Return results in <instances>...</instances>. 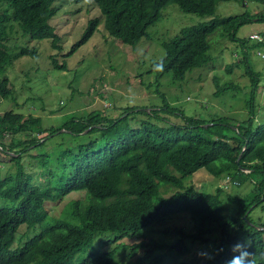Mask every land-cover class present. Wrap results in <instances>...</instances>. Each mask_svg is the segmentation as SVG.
Here are the masks:
<instances>
[{"label":"trees","instance_id":"1","mask_svg":"<svg viewBox=\"0 0 264 264\" xmlns=\"http://www.w3.org/2000/svg\"><path fill=\"white\" fill-rule=\"evenodd\" d=\"M5 1L9 10L0 11L2 98L14 93L5 76V65H10L12 58L4 49L14 23L29 40H50L52 48L61 49L51 24L57 12L54 0ZM92 1L100 15L88 19L64 57L91 39L100 24L110 36L134 47L147 37V29L170 4L200 16L212 15L220 1H240L246 8L253 4V10L182 28L179 35L160 44L164 54L154 62L159 72H170L173 80L183 81L187 73L210 63V36L234 43L241 57L227 71L233 66L240 68L249 80L243 87L248 88L246 115L243 119L189 115L171 106L164 94L160 96L162 104L150 112L128 107L111 117L92 110L49 128L38 120L29 123L23 114L4 112L0 116V159L11 161L13 166L4 173L0 168V264H114V255L122 245L117 242L123 236H142L146 228L182 212L193 219L196 230L188 234L177 230L180 237L167 246L171 254L178 258L185 255L187 238L206 242L209 238L205 236L215 234L214 254L204 264H226L236 254L231 251L235 243L246 246L253 264H264V221L254 223L249 218L250 210L264 203V120L260 119L264 100L258 101L261 73L249 64L250 50L264 48V31L260 33L262 40L252 43L250 38L237 36L246 24L264 23V0ZM19 53L35 56L36 47H21ZM50 59L54 69H65L54 56ZM214 82V96L241 88L231 81ZM136 113L142 118L130 116ZM8 134L13 136L5 141ZM57 134L62 137L56 147L29 153L31 147L45 146ZM23 153L24 159L31 160L29 165L23 164ZM199 169L218 178L230 175L237 180L242 175L252 182L246 195L226 196L238 203L234 214L223 211V187L211 193L184 185V178ZM161 188L174 190L160 198ZM77 192L82 197L71 199L59 216L50 215L46 208L49 201H62ZM22 225L27 231L14 247ZM107 234H115V238L102 247L116 245L107 249L95 246V237ZM139 247L148 249L138 264H160L161 256L153 254L162 245L136 244L129 256Z\"/></svg>","mask_w":264,"mask_h":264},{"label":"rangeland","instance_id":"2","mask_svg":"<svg viewBox=\"0 0 264 264\" xmlns=\"http://www.w3.org/2000/svg\"><path fill=\"white\" fill-rule=\"evenodd\" d=\"M57 12L51 20L55 31L60 38L61 49L52 48L50 40H29L14 23L4 49L12 58L10 65H5V76L13 85L14 93L11 97H0V116L4 112L12 111L23 114L29 123H37L45 128L56 127L70 116H85L89 111L97 110L111 117L122 112L125 108L134 111L144 110L150 112L162 104L161 94L169 101L171 106H177L186 114L201 116L202 118L227 117L243 119L245 114V100L249 83L244 72L233 66L231 72L227 67L241 57L240 48L221 39L217 35L210 36L212 44L211 61L207 66L193 69L186 74L183 81L173 80L172 74L159 72L154 62L163 57L164 50L160 44L174 36L187 26L208 22L215 17L237 15L244 10H253L251 3L248 8L240 1H220L212 15L200 16L193 13H184L175 4L166 6L159 19L147 29V37L141 38L136 46L123 44L104 30L102 24L85 44L74 53L64 57L70 46L75 43L83 33L88 19L100 15L99 9L92 0H54ZM9 10L5 0H0V11ZM256 10V8H255ZM264 31V23H249L242 26L237 33L238 37L249 38L252 32ZM250 43L253 41L251 39ZM36 47L35 56L20 55L21 47ZM50 56H54L65 69H54ZM249 64L261 73V95L258 101L263 103L264 90V48L255 47L249 52ZM219 84L234 82L238 90H227L214 96L215 82ZM246 115V114H245ZM134 119H141L143 115L130 114ZM264 120V111L260 115ZM62 130V129H61ZM5 141L11 139V134ZM17 137V136H15ZM14 137V138H15ZM20 137H23L20 135ZM62 135L57 134L45 146L31 147L29 153H41L56 147ZM22 162L30 164V159ZM13 163L0 159L1 172L12 169ZM238 185L230 186L221 194L224 213L234 214L238 208L237 202L228 201L226 196L246 195L252 182L245 176L236 177ZM221 178L213 176L204 169H199L192 175L184 178V185H191L196 190L215 192L220 186ZM173 188H161L160 198L167 197ZM82 193H71L62 201H49L46 208L52 216H59L62 209L71 199L82 197ZM262 205L250 210L249 218L254 223L264 221V208ZM194 221L187 213H176L163 222L154 224L144 230L142 236H123L117 243L122 244L114 255V264H138V259L144 256L147 247H139L129 256L131 248L136 244L155 242L162 245L156 250L153 257L161 256L160 264H204L206 259L214 254V240L218 235L205 236L206 242L185 240L189 245L188 252L177 257L168 251L167 246L174 243L180 235L177 230L184 233H193L196 228ZM36 228L34 231H37ZM25 225L20 226L15 238L14 247L23 240ZM264 237V235H263ZM115 238V234L97 235L95 246L102 247L104 242ZM24 242V241H23ZM111 245H105L107 249ZM130 251V252H129ZM147 262H143L146 264Z\"/></svg>","mask_w":264,"mask_h":264},{"label":"clouds","instance_id":"3","mask_svg":"<svg viewBox=\"0 0 264 264\" xmlns=\"http://www.w3.org/2000/svg\"><path fill=\"white\" fill-rule=\"evenodd\" d=\"M252 33H258V32H252ZM231 251L236 254L232 255L231 258L226 261V264H253V261L250 259L251 253H249L246 250L245 245H241L240 243H235L231 246Z\"/></svg>","mask_w":264,"mask_h":264},{"label":"built area","instance_id":"4","mask_svg":"<svg viewBox=\"0 0 264 264\" xmlns=\"http://www.w3.org/2000/svg\"><path fill=\"white\" fill-rule=\"evenodd\" d=\"M249 38L251 40L261 41L262 35L258 33H252L249 35ZM220 178H221L220 186L223 187L224 189H227L230 186H235L239 184L238 181L232 178L230 175H222Z\"/></svg>","mask_w":264,"mask_h":264},{"label":"water","instance_id":"5","mask_svg":"<svg viewBox=\"0 0 264 264\" xmlns=\"http://www.w3.org/2000/svg\"><path fill=\"white\" fill-rule=\"evenodd\" d=\"M237 160H238V159H237ZM243 218H246V215H244ZM260 228H262V227H260Z\"/></svg>","mask_w":264,"mask_h":264}]
</instances>
